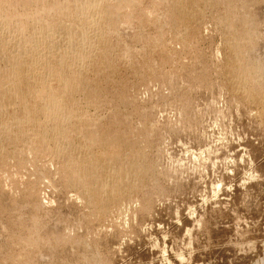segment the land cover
Here are the masks:
<instances>
[{"label":"rangeland","instance_id":"1","mask_svg":"<svg viewBox=\"0 0 264 264\" xmlns=\"http://www.w3.org/2000/svg\"><path fill=\"white\" fill-rule=\"evenodd\" d=\"M152 1L155 0H138L140 9H147L146 14L149 11L148 19L138 17L136 9L132 10L134 7L132 11L130 6L117 9L116 17L122 18L117 19L124 20L129 15L131 19L127 37L110 32L106 39L113 71L107 70L105 75L96 71L98 59L83 71L89 85L93 88L97 85L95 89L101 100L95 106L97 109L80 103L87 121L83 123L97 122V131L91 132L95 138L114 134L128 142L133 140L136 154L132 149L133 155L128 154L130 148L112 152L124 157L126 163L130 155L136 160L129 159V163L135 161L142 166L141 174L145 175L138 179L134 190L126 191L127 196L119 195L102 212L99 208L95 210L86 201L84 190L68 183L65 161L51 155L53 146L42 151L33 136H28L21 146L4 147L5 154L9 153L7 157L11 156L0 164V191L7 193L8 198L29 203L28 207L35 213L32 218L47 223L64 215L67 219H60L64 225L72 220L61 231L63 242L83 237L93 249L90 257L103 260L101 264H264V79L262 84L257 83L261 84L259 88L256 82L237 78L242 61L238 52L228 46V25L224 20L257 14L253 24L247 22L240 33L252 36L250 44L260 40L258 44L262 45L264 0H231L230 6L224 0H209V6L198 7L200 15H195L198 19L178 20L180 23L176 20L178 16L175 20L169 18V7L162 4L160 7ZM165 18L175 22L164 21L166 25L162 22L163 26L160 25L158 22ZM72 20L76 22L71 18L66 23H75ZM178 27H183L182 33ZM124 48L129 51L127 55ZM259 55L260 58L255 55L254 62L259 60V64L255 63L264 64V58ZM69 140L72 148L80 143L78 139ZM93 150V154H98ZM60 240L48 238L46 246L52 244L49 247L56 248ZM1 252L7 251L0 249V262L38 264L32 261L39 253L34 247L29 250L34 257L29 263L13 257L7 260L8 253L3 257ZM66 259L57 260L61 264H80L77 256ZM48 260L51 262L41 264H60L56 259Z\"/></svg>","mask_w":264,"mask_h":264},{"label":"bare ground","instance_id":"2","mask_svg":"<svg viewBox=\"0 0 264 264\" xmlns=\"http://www.w3.org/2000/svg\"><path fill=\"white\" fill-rule=\"evenodd\" d=\"M107 1L109 2V0ZM108 2L104 6L103 3H105V0H0V156H1L0 164H2L1 162H4L6 158L8 159L11 156L10 155L9 157H7V154L9 155V153L5 154L4 152L5 146L7 147L21 146L22 145L21 143L24 141L23 139L28 138V136H33V138L35 139L33 140L35 141V144L40 148V150L41 149L42 151L43 149L47 150L49 145L53 146L54 149L53 150L50 149V150L53 151L54 153L52 152L51 155L52 154L57 155V157H60V159L63 158L65 161L66 167H64V169L66 168L68 172L66 177L68 183L70 182L73 185V187L75 186V188L81 187L84 190L85 198L87 199L86 201L92 207H94L95 210L99 208L100 209L99 211L101 212L103 210V207L105 208L106 205L109 204L111 205V203H115V201L118 200L117 198L119 197V195L120 196L122 194L124 195L126 191H128L129 193V190L133 189V187L137 185L136 183L138 179L141 176L145 175V173L144 175H142L143 174L142 173L143 170L141 168L142 166L138 162L137 163L139 165L135 161L133 163H129V159L133 161L134 159L133 157L127 155L130 158L128 157L127 159L128 163H126V160L123 161L124 157L122 158L119 157L118 155H115L118 149L121 151L120 148H124L125 150L128 148L127 151L130 148V152L128 151V154L130 153L131 155H133L132 150L136 154L135 151L136 146L133 143H131L133 140L128 142L127 141L128 139L127 140L121 139L122 136L120 138H117L114 134L111 136L109 134V136H104L103 138H95L91 132L97 131V127L99 126L98 124H96L97 122L95 121L96 123H94L92 122L93 121L92 120L91 121L92 123L90 121H89L90 123L88 124L83 123V121H86V119L83 118L84 111H82L83 108L81 107L80 103L84 102L86 104L85 106L95 107L98 106L100 103L99 101H101L98 97L99 92L96 90L98 89L96 87L97 85L94 86V88L91 87V85H89L88 83L89 82L88 78L86 79V77L83 75L85 73L83 72L85 71L84 68L86 66H87L86 68H88L90 64L94 63V61L98 59L99 63H97L98 65H96L95 67L97 68V70L95 69L96 71H99L101 73L104 72L105 75L106 74L105 72H108L107 70L109 71L110 69L112 70V68H110L112 65L110 64L112 62L111 53H110L111 50L109 45L108 46L106 45L107 43L106 39L108 37V34L110 35V32H113V34L114 33L117 34L118 37L119 36L127 37V32L130 33L129 30L130 27L128 29V25L131 19V18L129 19L130 15L127 16V18L124 20H119L122 18L116 17V12H118L117 9H119V7L122 9L124 6L125 7L130 6V8L129 7L128 8L131 10V7H134L132 10L136 9L134 12L135 13L137 12L138 17H140L142 20L149 18L148 16L149 11L146 14L145 11L147 9L145 11L141 10L140 9L141 7H139L140 4L138 5L139 3L138 0H113L112 4ZM152 2H156L157 4H159V6L160 4H162L163 6L165 5V7L167 6V8L169 7L168 8L169 9L168 12L170 11L168 14L170 16L169 18L175 20L174 17L178 16L176 17L177 18L176 20L177 21L181 20L182 22V20L185 21V19L187 18H188L187 20L189 21H191L194 17L195 19H198L199 17L196 18L195 16L199 12L198 7L207 4L210 1L209 0H158L157 2V0H155ZM224 2L226 3V5L227 4L229 5L231 0H224ZM231 6L233 8V5ZM210 7L212 6L210 5ZM123 13L124 12H122V14ZM252 15L251 18H249L250 15L248 17L247 14V16L245 15V16H241L240 18L238 17L237 18L238 20L232 19L233 21L232 20L230 21L229 20L230 18L228 20L226 19L228 17H226L224 20L225 22H227L226 25H228L227 26L228 30L226 31L227 32L226 34L229 35V39L227 40L229 44L231 43L230 45L228 44V46H231V48L233 47L234 50L238 52V54L241 57V59L239 58V60L242 61V63L239 66L240 71L237 68V70L240 72L241 75L237 73L238 74L237 78L240 79L242 77L243 81L245 80V82L250 81L252 84L253 82H256L257 84V83H261L262 80L264 79V66H262L264 64L258 65L259 60L257 59L258 62L255 61L258 64H256L254 60L256 58L255 55L258 56L259 54H261L262 58H264L263 56L264 42L261 41L262 45L261 43H259L260 44L259 46L258 44V42H260L259 40L257 44H254L256 43L254 42L251 43L252 44L251 45L250 38H252V36L248 32H247L248 34L246 33L243 34L242 33L243 30L240 29L243 28L245 25H247L246 24L247 22L248 24H250L251 22H252L251 24H253L254 18L255 16H257V14L254 17H252ZM71 18L75 19L76 22L72 20L75 23L67 24L69 23L67 20L71 22ZM256 18L258 19V17ZM171 19L165 18L164 20L158 23L162 25L161 22L163 24L165 23L164 21L168 23ZM257 19L255 20L257 21ZM174 20L173 21L171 20L170 22L174 23L175 22ZM187 20L185 22H187ZM118 21H122V22L120 23ZM185 22H183L182 24L183 27ZM250 27L251 26L249 25V28ZM181 28L179 33L182 31ZM240 31L242 32L240 33ZM184 32L186 33V31ZM159 33L161 34V32ZM180 37L183 38V36ZM121 39L124 40V38ZM124 46L126 47L125 44L123 45V47ZM113 49L116 50V48ZM126 49L125 48L123 49L125 53L127 51ZM127 52L129 53V51ZM233 55L236 54L234 53ZM236 62L234 64H236ZM234 64L232 66H234ZM113 66L114 65H112V67ZM97 74L98 73H96L95 76H97ZM239 76L241 77L239 78ZM258 85L259 84H257V86ZM125 103H127V100ZM95 108L97 109V107ZM127 123H128V119H127ZM69 139H73V140L78 139V141L80 140V143L79 145L72 148L71 146L72 144L70 145L69 143V141L71 140ZM134 143L136 144L137 142ZM33 146L35 147V145ZM87 147L89 148L87 149ZM93 149H96L97 150L96 153L98 152V154L95 153L93 154L92 153L94 151ZM115 149L117 150L115 151ZM112 151H115L116 153L113 154ZM121 154L123 155V153ZM138 154H140V152H138L137 149V156ZM127 156H125V159ZM123 162L126 164H124ZM6 164L7 163H5L4 165ZM4 165H1L3 166L2 168H4ZM35 186L36 185L32 186V189ZM32 189H30V191H32ZM128 193H125L126 194L125 196H127ZM32 194L33 196L35 195L34 192ZM84 194L82 193V195ZM6 195L7 193L4 194L3 191L2 192L0 191V245L3 244V246H0V249L2 251H7L5 252V254L8 253L6 254L8 255L6 256L8 258L7 260L13 257V259L16 258L18 259V261L25 260L24 263H26L27 262L26 260H28L29 263L30 262L29 260H31V258H34L30 255L29 250L30 248L33 250L34 247L38 249L39 253L38 255H36L37 256L35 257L36 259L34 258L32 261L38 264L39 263L41 264L42 262L44 263V261L51 262L48 259H56L57 262L58 261L57 259L59 260L62 259L61 261H63V259L65 260V258L68 259L76 256L79 257L80 264L81 263L101 264V262H103V260L99 262L98 261L99 259L98 258L96 259V257L94 258V256L90 257V255L93 253L91 252L93 249L92 248H91L92 250L90 249V243L87 241L88 242L87 244L85 242L86 240L83 239V237L82 239H79L76 236L78 238L77 240L71 241L68 239L71 242L69 241L67 242V240L66 242L65 241L63 242L64 239L61 237L62 236L61 231H63L62 229L63 227L65 228L66 225L68 227L69 222L71 224L73 223L71 222L72 221L71 219H70L71 221L67 222L65 225H64V220L67 218L64 219V215L63 217L61 216L62 218L60 217V219H64L62 221L60 219H57L58 217L57 216L55 219L51 218L53 220H51L50 222L45 223L46 220L42 222L39 219L32 218V214L34 212L32 213L31 208L28 207L29 203L26 205V203L20 202L21 201L20 198L16 199L20 201H16L12 197H11L12 199L8 198V196ZM21 205L22 206L26 205L24 207L26 209H24L23 207L20 208ZM34 205L36 206V204ZM35 209L33 208V210ZM19 214L21 216H19ZM38 220L40 221L39 223H37ZM62 224L64 226H62ZM70 225L69 227H71ZM33 228L35 230H33ZM59 237L62 238V239L60 238L62 241L58 239ZM48 238L49 239L52 238V240L53 238L55 240H60L63 244H61V242L59 241L60 245L57 243V245L59 246L58 247L55 246L56 248L49 247L52 246V244L46 246V244L48 243V242L46 243V240L48 241ZM6 239H8L7 240L8 242H5ZM3 241L8 245L6 244L4 245ZM5 254L4 253L2 254L3 257ZM61 261L58 262L61 264ZM5 262L8 264L7 261ZM5 262H0V263L4 264ZM51 264H53V262Z\"/></svg>","mask_w":264,"mask_h":264}]
</instances>
